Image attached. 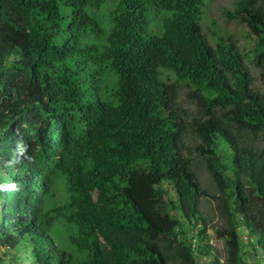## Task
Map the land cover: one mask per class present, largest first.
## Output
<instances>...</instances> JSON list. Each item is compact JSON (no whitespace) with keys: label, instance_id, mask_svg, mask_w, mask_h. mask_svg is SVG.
I'll list each match as a JSON object with an SVG mask.
<instances>
[{"label":"trees","instance_id":"16d2710c","mask_svg":"<svg viewBox=\"0 0 264 264\" xmlns=\"http://www.w3.org/2000/svg\"><path fill=\"white\" fill-rule=\"evenodd\" d=\"M204 5L0 0V243L28 253L0 264H197L194 155L218 191L214 264H246L240 227L264 253V0L223 9L246 52L209 42Z\"/></svg>","mask_w":264,"mask_h":264},{"label":"rangeland","instance_id":"374dc122","mask_svg":"<svg viewBox=\"0 0 264 264\" xmlns=\"http://www.w3.org/2000/svg\"><path fill=\"white\" fill-rule=\"evenodd\" d=\"M204 1L205 5L203 7L200 23L209 42L214 45L215 32H217L221 35L232 36L237 41L238 47L243 52L248 51L253 43L252 35L249 33L248 28L237 19H228L223 14V9L230 8L234 0ZM249 68L254 77L255 87L264 94V87L260 77L261 72H264V67H257L250 64ZM181 100L185 107H187L190 111L193 110V106L187 102L184 94H182ZM189 140H194L193 135L189 136ZM254 145L256 148L261 149L264 152V138L258 140ZM192 167L200 185L206 190L208 195L200 198L198 206V221L195 223L196 225L192 227V230L186 232L185 238L189 240L191 244L197 264H214V261L212 260L213 257L219 262H223L226 258V246L224 240L218 237L215 232V229L220 227L223 223L215 200L218 191L212 180L211 174L207 169L206 161L203 158L198 155H194ZM162 185L165 189V199L177 202V195L173 186L165 181ZM199 229L201 230V235H198ZM239 233L246 248L244 253L246 264H264V253H262L259 249L256 253L252 251L251 247L247 244L250 240L249 236L247 232L243 230V227L239 228ZM203 245L208 250V253L203 252ZM3 254H7V259L15 254L16 256L24 254L28 256V253L24 250V248L18 250L6 247L0 243V256H3Z\"/></svg>","mask_w":264,"mask_h":264}]
</instances>
